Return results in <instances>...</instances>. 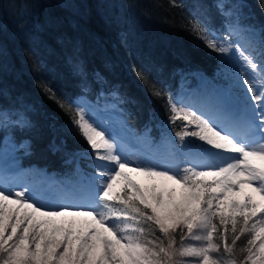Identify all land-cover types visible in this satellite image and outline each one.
Masks as SVG:
<instances>
[{
	"label": "snow or ice",
	"instance_id": "snow-or-ice-1",
	"mask_svg": "<svg viewBox=\"0 0 264 264\" xmlns=\"http://www.w3.org/2000/svg\"><path fill=\"white\" fill-rule=\"evenodd\" d=\"M243 7L218 0L222 30L207 18L189 21L221 71L232 72L228 87L198 106L136 66L151 95L167 97L169 112L159 144L146 151H131L125 139L134 103L125 93L102 89L92 100L85 84L81 95L60 97L43 85L90 147L77 155L94 172L69 191L10 190L0 180V264H264V27L242 24ZM239 77L250 96L234 94ZM178 120L173 139L167 128ZM114 121L124 135L112 133ZM31 126L26 106L0 104V130Z\"/></svg>",
	"mask_w": 264,
	"mask_h": 264
},
{
	"label": "trees",
	"instance_id": "trees-1",
	"mask_svg": "<svg viewBox=\"0 0 264 264\" xmlns=\"http://www.w3.org/2000/svg\"><path fill=\"white\" fill-rule=\"evenodd\" d=\"M231 1L244 6L242 11L248 18L242 17V23L264 27L260 0L225 3L230 5ZM217 3L218 0H0V104L26 106L32 122L30 128L0 130L4 173L11 169L2 158L6 137L16 148V166L43 168L59 184L78 185L82 173L88 176L94 172L88 161L77 155L91 153L90 147L72 127L68 115L45 94V83L60 97L81 95L86 84L89 92L84 95L92 100L102 89L120 90L134 101L126 106L128 127L137 135H144L145 128H150L149 147L158 145L168 122L167 97L151 95L134 69L138 65L148 68L151 80L173 96L188 78L192 79L191 86L202 87L197 92L214 93L220 82L229 85L230 75L221 71L219 55L203 46L188 28L189 21L207 18L213 27L222 30L225 18ZM125 37L127 43L123 41ZM200 76L213 81L200 84ZM181 124L178 120L168 125L167 132L173 139L172 129L179 130ZM25 142L28 149L20 147ZM245 239L242 237L238 246Z\"/></svg>",
	"mask_w": 264,
	"mask_h": 264
},
{
	"label": "rangeland",
	"instance_id": "rangeland-1",
	"mask_svg": "<svg viewBox=\"0 0 264 264\" xmlns=\"http://www.w3.org/2000/svg\"><path fill=\"white\" fill-rule=\"evenodd\" d=\"M230 4L233 3H239L240 2L236 1V2H229ZM242 23V22H241ZM244 24V23H242ZM257 60L258 56H257ZM224 74H227L228 76L230 75V77L232 76V72L229 71L228 73L223 72ZM246 73L248 75L249 79H252L254 77V73L251 72L250 69L246 70ZM199 82L200 84H203L205 82L204 77L200 76L199 78ZM197 79V80H198ZM240 81H241V86L239 89H233L237 92V94L240 96L238 98H242L244 95H248L250 96V94H248L246 92V86L243 85V77H239ZM196 80V81H197ZM192 81L191 78H188L186 85L182 86V89H180L177 93L176 96H180V97H184L189 103L194 104V105H199L200 102H202L203 100H205L206 98L210 97L213 92H209L207 90H199L198 92L195 91L198 88H202V87H196L195 84L194 85H190L189 83ZM222 84H224L223 82H220ZM225 85V84H224ZM201 86V85H200ZM228 87V85H226ZM204 87V86H203ZM257 88L260 87L259 84L256 85ZM205 89V87L203 88ZM220 89L217 88V90L215 91H219ZM250 103H252L253 105L255 104L254 101H250ZM258 111V110H257ZM111 131L113 134H120V135H124V133L121 131V128L119 126V124L117 122L114 121L113 126L111 128ZM151 133H148V137L150 138ZM125 139L128 142V147L131 151H146L147 149H149V141L152 139L150 138V140L148 138H145V136L143 134H135L134 131H131L130 133H128L125 136ZM5 146L2 149V158L6 161V164L8 166H10L11 169H9V171L7 173H4L0 175V180L4 181L5 183H7V186L10 190L12 189H16L18 187L24 186V185H29L32 186L35 189H47L49 191H69L73 188V186H79L80 184H82L84 181L82 180V177H86L87 175L82 173V175H80L78 177V185H68V184H59V182L53 178V175H49L45 169L42 168H38L36 166H32L28 169L25 168H21L19 166H16V161L14 159V153H15V146L12 144V142H10V140L8 139V137L5 138ZM153 147V146H151ZM223 155H232V154H223ZM0 169H4L3 165L0 164ZM189 241V240H188ZM197 244L198 242L196 241H192L190 240L189 242H187V244ZM194 258H190V257H184L183 259H181L182 261H192Z\"/></svg>",
	"mask_w": 264,
	"mask_h": 264
}]
</instances>
